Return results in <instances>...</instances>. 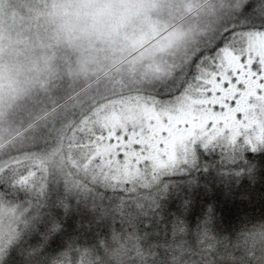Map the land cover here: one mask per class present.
Listing matches in <instances>:
<instances>
[{
	"label": "snow or ice",
	"instance_id": "obj_1",
	"mask_svg": "<svg viewBox=\"0 0 264 264\" xmlns=\"http://www.w3.org/2000/svg\"><path fill=\"white\" fill-rule=\"evenodd\" d=\"M201 3L150 88L82 114L51 157L0 167V264L17 249L25 264H264V222L221 235L212 212L192 229L163 208L180 187L164 178L199 170L201 150L264 149V24L240 25L264 0Z\"/></svg>",
	"mask_w": 264,
	"mask_h": 264
},
{
	"label": "trees",
	"instance_id": "obj_2",
	"mask_svg": "<svg viewBox=\"0 0 264 264\" xmlns=\"http://www.w3.org/2000/svg\"><path fill=\"white\" fill-rule=\"evenodd\" d=\"M132 2V11L152 19L153 32L157 31L149 33L136 52L134 47L116 46L99 37L82 40L52 30V0L4 1L0 6V66L13 71L14 84L0 90V167H24L37 157H51L54 145L82 114L92 110L94 102L150 88L202 14L201 0ZM248 11L250 18L240 25L259 27L263 20ZM4 27L10 33L15 27L18 33L14 39L7 36L6 46L1 36ZM153 68L157 70L148 71ZM143 74H151V79L128 81ZM245 160L253 165L251 170L245 164H202L199 170L165 177L180 187L162 198L164 212L181 215L192 229L212 212L211 230L221 235H233L244 222H264V149L247 152ZM19 195L23 198V193ZM105 195L114 193L109 189ZM39 239L38 235L29 237L25 247ZM9 256L7 264H25L27 259L19 249Z\"/></svg>",
	"mask_w": 264,
	"mask_h": 264
},
{
	"label": "rangeland",
	"instance_id": "obj_3",
	"mask_svg": "<svg viewBox=\"0 0 264 264\" xmlns=\"http://www.w3.org/2000/svg\"><path fill=\"white\" fill-rule=\"evenodd\" d=\"M4 1L6 0H0V6L3 5ZM53 1V9H51V12L49 14V20H50V24H53V29L54 31H59L62 34H68L65 31H62L59 27H58V17L59 15L62 13L63 10V6L66 4L67 0H52ZM5 4V3H4ZM55 12V13H53ZM260 23L264 24V20L261 21ZM54 25H56L54 27ZM12 29L13 33L9 32V29H7L6 27H4L1 36H2V42L4 43V45L6 46V43L9 42L7 36L9 34H11L13 36V39L15 38V34H18L15 27L10 28ZM153 21L152 19L147 18L146 16H144L143 14L140 13V11L137 12H133L131 11L130 13H128L127 15H125L118 24H116L113 28L108 29L107 31L104 32H99L97 33L94 37L92 38H97L99 37L102 40L107 41L108 43H112L113 45L116 46H126L127 49H131L132 47L135 48V51H138L140 49H136L138 46L141 47L143 44L140 45L142 40H147L150 35H148L149 33H155L153 32ZM102 35H104V37H101ZM174 34L171 35V38L174 40ZM148 62L151 60H147ZM145 61V62H147ZM138 62H144V61H138ZM153 63L151 62V65ZM6 70H8V67L3 65L0 66V77H3L6 73ZM155 68L149 70V72H155ZM16 74V71H15ZM152 74V73H151ZM135 75V77H129L128 81L133 83L136 82L140 79H151L149 78V76L151 75ZM162 75V74H161ZM160 75V76H161ZM159 76V77H160ZM16 80V77H15ZM1 90V89H0ZM141 91V90H139ZM138 91L136 92H126V93H121L120 95H114L112 97H107L103 100H100L98 102H94V107L92 108L93 111H95L96 109L99 108H103L105 106L108 105H117L119 104V101L122 99H127L128 97L135 95ZM2 98V96H0V99ZM239 118V116H238ZM251 150L245 151L241 154L240 157H237L235 160H229L226 159L224 156L221 155V152L219 149H217L215 152H204L203 150H201V154H200V168L204 167L202 164H206V165H212L215 167H218L219 165H223L224 163H235V164H239L241 166H243L244 164L246 165V170H251L253 168V165L251 164H247L246 160H245V154L247 152H249ZM210 162L212 164H210ZM245 168V167H244ZM244 170V171H246ZM16 251V250H15ZM11 254V251L8 253L7 257H5L4 259L7 260L9 259L11 256H9ZM16 257V256H15Z\"/></svg>",
	"mask_w": 264,
	"mask_h": 264
},
{
	"label": "clouds",
	"instance_id": "obj_4",
	"mask_svg": "<svg viewBox=\"0 0 264 264\" xmlns=\"http://www.w3.org/2000/svg\"><path fill=\"white\" fill-rule=\"evenodd\" d=\"M134 7L132 0H67L58 17V27L87 40L113 28ZM13 84L14 73L8 69L0 77V89L11 88Z\"/></svg>",
	"mask_w": 264,
	"mask_h": 264
}]
</instances>
